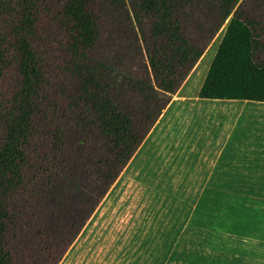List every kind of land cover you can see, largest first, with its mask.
Listing matches in <instances>:
<instances>
[{"label":"trees","instance_id":"trees-1","mask_svg":"<svg viewBox=\"0 0 264 264\" xmlns=\"http://www.w3.org/2000/svg\"><path fill=\"white\" fill-rule=\"evenodd\" d=\"M228 17L197 97L264 103V0H0V264L61 261Z\"/></svg>","mask_w":264,"mask_h":264},{"label":"rangeland","instance_id":"rangeland-1","mask_svg":"<svg viewBox=\"0 0 264 264\" xmlns=\"http://www.w3.org/2000/svg\"><path fill=\"white\" fill-rule=\"evenodd\" d=\"M230 17L58 264H264V175L214 159L253 123L197 97Z\"/></svg>","mask_w":264,"mask_h":264},{"label":"crops","instance_id":"crops-1","mask_svg":"<svg viewBox=\"0 0 264 264\" xmlns=\"http://www.w3.org/2000/svg\"><path fill=\"white\" fill-rule=\"evenodd\" d=\"M198 101L200 100L198 99ZM217 103L222 105L229 104L230 107L226 112L230 113V116L235 119L242 118L253 123V129L246 131L230 129L229 131L223 132L221 128L218 136H223L228 139L233 137V146L227 150L225 146H222L216 152L214 159L216 161L241 162V164H244L241 165L243 168L259 170L264 175V103L242 100H220ZM232 126L234 127V124ZM252 141L255 144H250Z\"/></svg>","mask_w":264,"mask_h":264}]
</instances>
